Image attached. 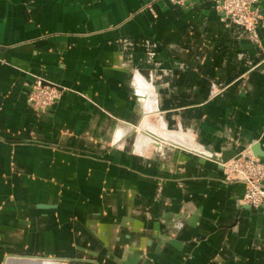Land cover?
Here are the masks:
<instances>
[{
	"label": "crops",
	"instance_id": "1",
	"mask_svg": "<svg viewBox=\"0 0 264 264\" xmlns=\"http://www.w3.org/2000/svg\"><path fill=\"white\" fill-rule=\"evenodd\" d=\"M255 6L251 40L213 0H0V264H264V204L209 158L264 163Z\"/></svg>",
	"mask_w": 264,
	"mask_h": 264
},
{
	"label": "built area",
	"instance_id": "2",
	"mask_svg": "<svg viewBox=\"0 0 264 264\" xmlns=\"http://www.w3.org/2000/svg\"><path fill=\"white\" fill-rule=\"evenodd\" d=\"M172 5L185 7L187 0H168ZM257 0H213L214 9L222 14V21L229 25L242 27L251 40L257 39V28L262 21ZM59 99V92L53 86L36 80L28 103L38 111H44ZM225 180L239 182L245 186L241 205L258 208L264 204V163L247 151L238 158L221 164Z\"/></svg>",
	"mask_w": 264,
	"mask_h": 264
},
{
	"label": "water",
	"instance_id": "3",
	"mask_svg": "<svg viewBox=\"0 0 264 264\" xmlns=\"http://www.w3.org/2000/svg\"><path fill=\"white\" fill-rule=\"evenodd\" d=\"M150 136H153L152 133H150ZM156 142V141H154ZM156 145V143H154ZM259 146L255 145L253 147L250 148V152L252 153V155L254 157H262V154L259 151ZM240 155H237L234 152L231 153H223L222 155H220L219 157H209L210 159H212L213 161L217 162V164L221 167V164H224L226 162H228L229 160L233 159V158H238Z\"/></svg>",
	"mask_w": 264,
	"mask_h": 264
},
{
	"label": "rangeland",
	"instance_id": "4",
	"mask_svg": "<svg viewBox=\"0 0 264 264\" xmlns=\"http://www.w3.org/2000/svg\"><path fill=\"white\" fill-rule=\"evenodd\" d=\"M150 133H153V132L152 131H149V133L147 134L148 135V138H154L153 136H150L151 135Z\"/></svg>",
	"mask_w": 264,
	"mask_h": 264
},
{
	"label": "bare ground",
	"instance_id": "5",
	"mask_svg": "<svg viewBox=\"0 0 264 264\" xmlns=\"http://www.w3.org/2000/svg\"><path fill=\"white\" fill-rule=\"evenodd\" d=\"M149 124V123H148ZM153 125V124H152Z\"/></svg>",
	"mask_w": 264,
	"mask_h": 264
}]
</instances>
